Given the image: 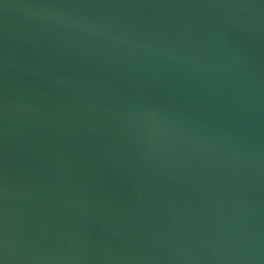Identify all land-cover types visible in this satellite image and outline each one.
<instances>
[{"label":"water","instance_id":"water-1","mask_svg":"<svg viewBox=\"0 0 264 264\" xmlns=\"http://www.w3.org/2000/svg\"><path fill=\"white\" fill-rule=\"evenodd\" d=\"M0 264H264V0H0Z\"/></svg>","mask_w":264,"mask_h":264}]
</instances>
